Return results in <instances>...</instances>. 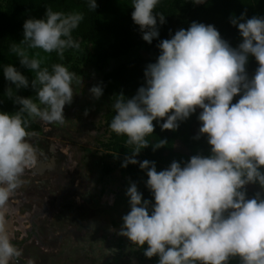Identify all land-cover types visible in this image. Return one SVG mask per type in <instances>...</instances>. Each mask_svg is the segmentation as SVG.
<instances>
[{
  "label": "clouds",
  "instance_id": "1",
  "mask_svg": "<svg viewBox=\"0 0 264 264\" xmlns=\"http://www.w3.org/2000/svg\"><path fill=\"white\" fill-rule=\"evenodd\" d=\"M159 4L160 0H128L132 21L148 43L159 37L158 21L166 23L165 15L155 11ZM88 6L96 11V0H88ZM83 19L79 12L65 14L50 7L43 18L26 19L20 41L24 48L12 51L35 77L29 81L13 64L0 68L10 98L12 86L36 93L35 101L17 95L15 112L0 110V264H18L23 255L12 242L6 214L18 190L28 183L26 172L35 169L38 157L44 155L31 142L29 120L64 125L63 110L72 103L73 88L83 86L82 76L66 65L41 67V60L30 58L25 48L55 52L62 59L66 49L80 48L72 33ZM229 22L242 38L236 47L214 25L193 21L159 41L160 53L146 65L144 84L133 96L120 93L112 99L109 128L134 146L121 167L138 164L146 172L145 185L152 196L143 198L137 184L130 182L125 191L130 210L122 216L118 234L144 257H157L156 264H230L234 257L240 264H264V16L248 18L243 12ZM250 56L258 63L251 76L246 67ZM89 91L98 99L103 86L94 85ZM197 109L201 111L195 139L205 137L210 146L207 155L173 160L160 171L155 161L136 159L151 143L147 137L156 124L161 131H175ZM168 143L159 139L151 144L155 151ZM249 184L260 187L251 197Z\"/></svg>",
  "mask_w": 264,
  "mask_h": 264
},
{
  "label": "rangeland",
  "instance_id": "2",
  "mask_svg": "<svg viewBox=\"0 0 264 264\" xmlns=\"http://www.w3.org/2000/svg\"><path fill=\"white\" fill-rule=\"evenodd\" d=\"M79 2L86 13L93 11L88 0ZM101 2L96 0L97 7ZM191 5L192 0H173L169 12ZM260 6L264 10V2ZM4 44L0 37V46ZM82 55L83 48L76 57ZM146 55L144 48H135L110 59L102 70L80 62L76 74L82 76L83 86L73 88L72 103L64 107L65 124L33 119L40 131L30 139L44 155L38 157L35 169L26 172L28 183L18 190L6 214L12 242L23 251L18 264L28 259L35 264H146L136 246L118 234L121 218L130 210L125 191L131 181L103 146L109 137L104 114L111 96L96 99L89 91L104 71ZM107 166L112 168L109 172Z\"/></svg>",
  "mask_w": 264,
  "mask_h": 264
},
{
  "label": "trees",
  "instance_id": "3",
  "mask_svg": "<svg viewBox=\"0 0 264 264\" xmlns=\"http://www.w3.org/2000/svg\"><path fill=\"white\" fill-rule=\"evenodd\" d=\"M264 0H206L203 4L192 2L191 7L178 10L171 14L169 9L173 0H160V4L155 9L156 12L165 15L166 23L159 25V37L154 38L151 43L142 39L139 26L134 24L131 18L132 8L128 5V0H102L96 11L86 13L81 7L79 0H0V37L5 44L0 46V68L6 64L15 65L31 81L35 77V72L24 68L19 63V57L12 51L13 47L24 48L20 44L23 39V23L28 18H43L46 8H52L53 11H61L65 14L79 12L84 16L79 27L72 33L73 39L80 44L79 49H66L61 59L55 52L45 53L40 49L25 48V53L30 58L41 60V67H49L54 63L66 65L70 71L79 73V63L82 61L90 62L95 68L102 70L110 59H117L128 55L133 49L142 47L145 49L146 56L132 57L127 61L106 70L102 73L97 84L103 86V94L111 96V102L108 110L104 114V121L109 131L108 140L103 143L108 157H113L121 166V161L126 155H130V150L134 146L127 144V137L116 135L109 128L114 112L111 109L112 99L115 95L123 93L126 97H131L136 93L138 87L144 84V69L148 63L155 62L160 53L157 44L162 39H168L175 31L184 28L187 29L191 22H202L212 24L220 32L222 38L227 40L231 46L236 47L241 42L238 29L231 25L229 19L231 16L239 17L241 13L246 12L247 17L254 15L264 16V10L260 4ZM178 26L174 31V27ZM171 30V31H170ZM83 48V55L77 56V52ZM81 57V58H80ZM247 71L251 76L258 63L254 57H249ZM96 84V85H97ZM2 71H0V110L15 112L18 105L14 103L17 95L29 96L34 101L36 93L31 88L19 89L13 88V95L10 98L5 89L8 87ZM239 97H234L233 103ZM38 103V101H36ZM201 111L192 114L188 119L179 123L177 130L161 131L156 124L154 133L147 137L151 143L159 139H167L169 143L163 147L153 150L152 144L143 148L137 160H150L156 162L157 171L167 168L173 160L178 162L187 161L192 155L201 153L207 155L209 145L205 137L201 136L195 139L200 122L197 115ZM161 122H163L161 120ZM28 130L33 133L40 131V126L33 120H29ZM116 154V156H114ZM112 168L106 167L109 172ZM121 170L128 176L131 182L137 184L138 190L143 193V198L152 199L150 190L146 187V172L141 170L138 164H129L127 167H121ZM247 195L253 196L260 191L258 184H249L246 186ZM140 260L146 264H156L157 257L148 259L143 256L140 249H136ZM230 264H240L239 258L231 259Z\"/></svg>",
  "mask_w": 264,
  "mask_h": 264
},
{
  "label": "flooded vegetation",
  "instance_id": "4",
  "mask_svg": "<svg viewBox=\"0 0 264 264\" xmlns=\"http://www.w3.org/2000/svg\"><path fill=\"white\" fill-rule=\"evenodd\" d=\"M27 228L29 229L28 231L31 233L32 232L33 225L30 224L29 226H27Z\"/></svg>",
  "mask_w": 264,
  "mask_h": 264
}]
</instances>
